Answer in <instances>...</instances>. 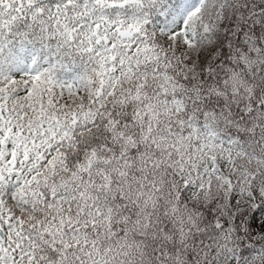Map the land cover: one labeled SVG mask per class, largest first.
Returning <instances> with one entry per match:
<instances>
[{"label":"snow or ice","instance_id":"obj_1","mask_svg":"<svg viewBox=\"0 0 264 264\" xmlns=\"http://www.w3.org/2000/svg\"><path fill=\"white\" fill-rule=\"evenodd\" d=\"M0 264H264V0H0Z\"/></svg>","mask_w":264,"mask_h":264}]
</instances>
